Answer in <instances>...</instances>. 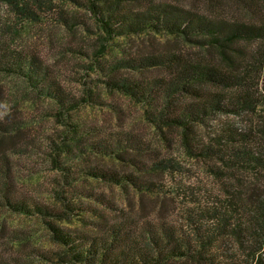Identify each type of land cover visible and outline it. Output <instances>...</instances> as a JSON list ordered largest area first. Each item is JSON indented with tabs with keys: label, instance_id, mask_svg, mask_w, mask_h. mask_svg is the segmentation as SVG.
Here are the masks:
<instances>
[{
	"label": "trees",
	"instance_id": "1",
	"mask_svg": "<svg viewBox=\"0 0 264 264\" xmlns=\"http://www.w3.org/2000/svg\"><path fill=\"white\" fill-rule=\"evenodd\" d=\"M196 1L205 5V13L164 3L131 7L139 3L137 0H112L101 7L90 3V10L109 37L146 29L165 31L206 51L208 56L198 60H187L173 52L147 55L132 60V64L118 63L109 73L113 75L122 68L159 72L144 81L121 76L112 86L141 98L150 109L149 122L178 131L190 160L206 167L207 173L217 179V195L210 194L194 203L195 207L186 208L183 225L170 221L166 213L154 221H138L123 212L117 221H101L103 217L95 208L74 207L92 218V232L74 234L78 246L70 251L72 262L264 264V0ZM0 5L33 22L40 12L52 10L48 0H0ZM0 71L21 78L35 97L54 99L60 110L66 109V103L71 108V101L60 91L50 69L34 54L1 43ZM72 130L70 146L85 152L116 157L125 150L145 152L130 137L115 139V143L89 144L85 130L79 126ZM6 157L0 152V206L26 213L29 203L14 190ZM128 161L136 173L141 171L148 177L183 171L174 159L160 153L153 156L150 169L148 163L133 157ZM96 173L106 180L122 178L141 198L167 197L152 180L128 173L116 175L101 168L88 174ZM87 197L104 203L99 196ZM164 205L160 202L161 210ZM58 233L60 242L69 247L71 234ZM0 264L8 263L0 260Z\"/></svg>",
	"mask_w": 264,
	"mask_h": 264
},
{
	"label": "rangeland",
	"instance_id": "2",
	"mask_svg": "<svg viewBox=\"0 0 264 264\" xmlns=\"http://www.w3.org/2000/svg\"><path fill=\"white\" fill-rule=\"evenodd\" d=\"M48 1L52 10L37 14L35 22L0 5V44L34 54L50 69L66 99L74 103L70 102L71 108L66 103V109L60 110L54 99L35 97L21 78L0 71V152L6 153L14 190L29 203L26 213L0 206V260L8 264H84L72 262L70 251L78 246L74 234L92 232V218L74 207L95 208L103 217L101 221H117L122 212L138 221H154L166 213L170 221L183 225L185 209L195 207L194 203L206 196H216L218 189L217 179L207 173L208 169L190 160L178 131L149 122L150 109L141 98L112 86L121 76L144 81L159 72L122 68L113 75L109 73L118 63L132 64V60L147 55L173 52L187 60H198L208 56L206 51L165 31L146 29L109 37L90 10V3L101 7L112 0ZM137 1L131 7L164 3L206 12L205 5L196 0ZM74 126L86 131L89 144L115 143V139L130 137L146 155L125 150L116 157L79 150L70 146ZM157 153L174 159L183 171L148 177L141 171L136 173L128 161L133 157L148 163L150 169ZM100 168L152 180L167 197L141 198L131 184L122 178L118 181V176L106 180L98 173L88 174ZM87 195L99 196L104 203ZM160 202L165 204L163 210ZM61 231L71 234L69 247L60 242Z\"/></svg>",
	"mask_w": 264,
	"mask_h": 264
}]
</instances>
